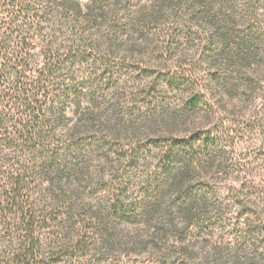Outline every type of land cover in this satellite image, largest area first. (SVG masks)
<instances>
[{
	"label": "rangeland",
	"instance_id": "obj_1",
	"mask_svg": "<svg viewBox=\"0 0 264 264\" xmlns=\"http://www.w3.org/2000/svg\"><path fill=\"white\" fill-rule=\"evenodd\" d=\"M30 1L60 68L0 143V264H264V0Z\"/></svg>",
	"mask_w": 264,
	"mask_h": 264
},
{
	"label": "trees",
	"instance_id": "obj_2",
	"mask_svg": "<svg viewBox=\"0 0 264 264\" xmlns=\"http://www.w3.org/2000/svg\"><path fill=\"white\" fill-rule=\"evenodd\" d=\"M29 1L0 0V143L5 144L11 139L32 142L45 129L49 120L48 109L43 105L45 88L60 68L54 53L38 69L29 68L28 54L23 52L31 44L26 35H39L43 28ZM23 243L14 262H36L39 247L30 243L29 237Z\"/></svg>",
	"mask_w": 264,
	"mask_h": 264
}]
</instances>
